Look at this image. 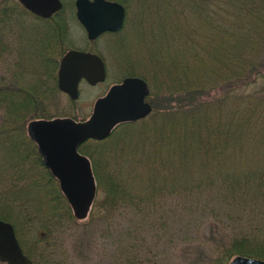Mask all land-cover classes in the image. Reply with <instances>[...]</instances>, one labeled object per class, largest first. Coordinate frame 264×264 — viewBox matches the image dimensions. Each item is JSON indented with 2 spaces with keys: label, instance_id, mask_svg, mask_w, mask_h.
I'll return each instance as SVG.
<instances>
[{
  "label": "trees",
  "instance_id": "obj_1",
  "mask_svg": "<svg viewBox=\"0 0 264 264\" xmlns=\"http://www.w3.org/2000/svg\"><path fill=\"white\" fill-rule=\"evenodd\" d=\"M65 10L41 20L0 0V219L19 227L33 264L264 259V0H163L139 23L143 32L157 18L138 36L141 73L121 31L110 36L127 73L149 82L153 112L138 142L129 134L115 145L120 127L79 146L101 189L85 219L27 132L33 119L66 115L57 76L69 49ZM29 17L48 31L29 29Z\"/></svg>",
  "mask_w": 264,
  "mask_h": 264
},
{
  "label": "water",
  "instance_id": "obj_2",
  "mask_svg": "<svg viewBox=\"0 0 264 264\" xmlns=\"http://www.w3.org/2000/svg\"><path fill=\"white\" fill-rule=\"evenodd\" d=\"M36 16L50 18L63 7L62 0H18ZM76 16L90 41L106 32L122 30L126 7L117 0H75ZM107 77L105 61L98 53L69 49L58 69L59 89L72 100L80 95L82 79L91 85L104 82ZM150 88L140 76H127L99 97L91 116L85 120L73 117L37 118L29 121L27 132L37 144L43 162L58 179L60 188L77 218L85 219L97 192L91 160L79 151L89 139H105L122 122L145 118L152 112L146 100ZM0 261L8 264H32L24 252L14 225L0 219ZM230 264H264V259L238 255Z\"/></svg>",
  "mask_w": 264,
  "mask_h": 264
},
{
  "label": "rangeland",
  "instance_id": "obj_3",
  "mask_svg": "<svg viewBox=\"0 0 264 264\" xmlns=\"http://www.w3.org/2000/svg\"><path fill=\"white\" fill-rule=\"evenodd\" d=\"M62 1H63V6L66 7L64 15L67 18V20H69V23L67 22L70 28L68 29L69 30L68 48L69 49H72V48L92 49L93 51L99 53L101 56L104 57L106 68H107V78L104 82H101L97 85H91L86 80L81 81L79 85L80 95L77 100H72L70 96L63 91H61V94L59 95L58 108H60L62 115L63 114H66V115L57 116V117H73L77 120H85L91 116L93 112L94 104L99 97L104 96L112 85L119 83L124 77L131 76V75L127 73L126 71L127 66L124 65L123 62L121 61V53L119 52V50L117 49V51L120 54L117 52L114 53L115 50L113 49L112 45L113 43H118L117 40L114 38H111L109 35H103V36L101 35L95 41H90L87 37L85 28L81 25V23L76 18V12H75V9H73L75 7L71 6V4L73 5L75 3V0H62ZM162 4H163V0H129V4L127 3V6L126 4H124L127 9L126 21L119 35H120V39L124 40V43L127 44L128 54H131L132 57L134 58V60L132 59L133 61L136 62V63L133 62V64H135L134 68L139 73L144 72V69L142 71L141 69L144 66H148V64L139 65V63L143 62L144 60V55H143L144 51L142 50V46H144V43H142L138 39V36L143 37L144 31L147 30V34L145 35V37H147L149 34L148 31H151V30L153 31V24L151 22L154 21L153 19H157V18L153 17L152 20L148 21L149 24L144 25V28L146 30H144L143 32H142L143 26H140L139 23L140 21H143L142 19L144 17H146L145 21H147V17L149 16L151 17L152 15L154 16L153 12H155L159 8V5H162ZM51 17L50 18L40 17V18L41 20H43V19H51ZM41 20H37L33 17H29L28 22H30L31 25L28 24V27L30 29L33 24L37 25V27H39L40 33L44 35L48 31V28H49L48 24L46 23H49V22L48 21L43 22ZM139 33H141V35H139ZM57 76H58V73H57ZM134 76H140V75L137 74ZM160 103H161V100L158 101V105L155 110H160V107L163 106V104L161 105ZM151 114L152 113H150L147 117H145L146 119L143 118L145 120H142L139 122H124L122 124L123 127L122 126L116 127L117 129L120 127L121 128L117 136H115V138H112L111 136V138L113 139L111 141H113L116 145L117 142L121 138H125L127 135L130 134V138H132L134 142H138L142 132L144 131V126L142 122L151 120L152 118ZM134 142H133V148H134ZM131 157L132 155L129 156V159ZM131 164H132V160L130 159L129 165ZM96 183H97V192H96V197L94 200L101 197V192H100L101 189L98 188L97 179H96ZM0 208H1V205H0ZM11 223L15 227L16 234L18 233V236H19V237L17 236L18 240L19 239L21 240V236L18 231L19 227L16 225V223L14 222H11ZM97 227H98L97 224L90 225V228L92 229L94 228L97 229ZM76 234H79V236L77 237V239H75L74 237H73V240L71 239V245L75 243L77 240L79 241L80 236L84 234V230L82 229L81 232L76 233ZM0 264H8V263L0 261Z\"/></svg>",
  "mask_w": 264,
  "mask_h": 264
},
{
  "label": "flooded vegetation",
  "instance_id": "obj_4",
  "mask_svg": "<svg viewBox=\"0 0 264 264\" xmlns=\"http://www.w3.org/2000/svg\"><path fill=\"white\" fill-rule=\"evenodd\" d=\"M74 5H75V3H74ZM63 7H64V6H63ZM63 7H62V9H63ZM126 10H127V9H126ZM75 12H76V6H75ZM76 17H77V16H76ZM81 25H82V24H81ZM122 29H123V28H122ZM112 34H114V33H112V32H106V33L102 34V36H103V35H109V36H111ZM81 50L92 51V50H90V49H81ZM92 52H95V51H92ZM95 53H97V52H95ZM98 54H99V53H98ZM99 55H100V54H99ZM101 57H102L103 60L105 61L104 57H103V56H101ZM105 64H106V63H105ZM124 78H125V77H124ZM124 78H123V79H124ZM123 79H122V80H123ZM82 80H86V79H82ZM82 80H81V81H82ZM122 80H121V81H122ZM121 81H120V82H121ZM80 83H81V82H80ZM79 85H80V84H79ZM145 119H146V118H145ZM145 119H140V120H138V121H136V122H139V121H142V120H145Z\"/></svg>",
  "mask_w": 264,
  "mask_h": 264
}]
</instances>
